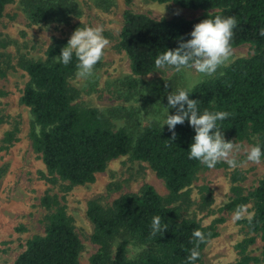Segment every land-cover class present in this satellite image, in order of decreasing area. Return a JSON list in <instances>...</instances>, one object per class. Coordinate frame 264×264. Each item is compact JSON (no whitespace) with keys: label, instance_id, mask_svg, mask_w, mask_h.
<instances>
[{"label":"trees","instance_id":"16d2710c","mask_svg":"<svg viewBox=\"0 0 264 264\" xmlns=\"http://www.w3.org/2000/svg\"><path fill=\"white\" fill-rule=\"evenodd\" d=\"M11 1L0 0V20ZM153 1L204 12L193 19H156L126 11L119 46L128 55L134 75L146 76L158 70L154 66L156 57L177 48L182 39H190V32L200 21L234 16L237 24L231 48L249 43L254 54L236 59L217 77L198 83L189 96L197 100L201 112L230 113L218 122L226 140L233 142L258 135L256 144L264 147V36L260 35L264 29V0ZM25 7L35 22L65 21L80 14L75 0H27ZM63 47L52 45L45 59L21 63L29 76L21 101L31 109L34 118L30 133L33 148L41 155L51 180L73 186L87 184L95 181L112 160L130 154L136 160L148 162L170 193L166 199L146 185L139 193L115 199L108 208L91 200L87 209L94 225L91 239L99 247L90 264H187L186 258L193 248L200 254L195 264L201 263L207 245L218 232L215 224L205 226L181 213L183 205L190 201L185 189L207 168L188 158L194 129L188 121L177 124L173 141L167 125L162 129L153 123L137 136L126 128L115 130L110 118L99 109L75 102L79 94L71 85L76 72L75 57L67 66L55 59ZM101 63L102 58L95 68ZM145 88L150 97L160 98L170 87L166 81H155ZM224 165L221 161L216 167ZM232 190L234 197L226 208L240 213L253 202V214L251 219L242 220L252 236L237 245L240 257L231 264H264V176L248 194L239 185ZM64 200L65 196L50 193L42 197L41 205L49 211L44 233L28 239L14 264H80L83 243L62 204ZM179 201L183 204L175 205ZM155 216L161 218L167 229L153 236L151 222ZM195 230L202 233L203 242L192 236ZM120 237L122 240L117 241ZM258 237L263 247L261 255L255 256L249 247ZM132 242L144 247L135 258L129 256Z\"/></svg>","mask_w":264,"mask_h":264},{"label":"rangeland","instance_id":"374dc122","mask_svg":"<svg viewBox=\"0 0 264 264\" xmlns=\"http://www.w3.org/2000/svg\"><path fill=\"white\" fill-rule=\"evenodd\" d=\"M26 1L12 0L0 20V264H14L28 239L44 233L49 211L41 205V199L47 193L65 196L62 204L83 243L80 264H90L99 247L91 239L94 225L87 214L91 200L108 208L115 199L139 193L146 185L154 187L166 199L169 190L148 162L136 160L130 154L112 160L93 182L74 186L61 180L53 182L41 155L33 148L30 133L34 118L31 109L21 101L29 76L21 63L45 59L52 45L66 46L79 27L102 30L108 45L101 65L87 80H77L75 75L71 79L72 87L79 92L75 102L99 109L110 118L115 130L126 128L137 136L148 125L159 124L158 117L165 111L164 106L168 107L171 91L187 88L191 80L200 77L192 70L177 73L171 68L158 69L146 76L134 75L128 55L119 46L126 11L156 19H193L204 10L153 0H75L79 15L65 21L35 22L26 10ZM231 49L233 62L254 54L249 43ZM227 67L203 81L217 77ZM155 81H166L170 87L160 98L150 97L146 92L147 83ZM174 109L169 107V113ZM258 140V135L234 140L230 158L238 166L232 169L222 161L223 167L204 168L185 189L190 201L183 205L182 215L195 218L205 226L215 224L218 232L207 245L203 261L197 264H231L240 257L237 245L252 236L242 220L252 216L253 202L240 213L227 209L226 205L234 197V185L248 194L264 176V159L255 163L246 158ZM120 240L122 237L117 241ZM262 247L258 237L249 251L260 256ZM143 251L144 247L132 242L129 256L135 258Z\"/></svg>","mask_w":264,"mask_h":264},{"label":"clouds","instance_id":"9594fccd","mask_svg":"<svg viewBox=\"0 0 264 264\" xmlns=\"http://www.w3.org/2000/svg\"><path fill=\"white\" fill-rule=\"evenodd\" d=\"M236 24L234 16L208 17L194 25L189 34L190 39H182L177 48L166 50L154 61L156 69L171 68L177 73L192 70L199 75L200 79L191 80L187 88H180L169 93L168 107L164 106L165 111L158 117V122L162 129L167 125L169 131L172 132L171 140L173 141L176 138L177 124L188 121L195 131L188 150V158L198 161L209 169L214 168L221 161L227 163L232 169L238 166L237 161L230 158L234 145L232 141L225 139L218 125V122L227 119L230 113L208 110L201 112L197 100L191 99L189 94L193 92L192 89L198 83L203 81V78L215 76L219 69L233 62L231 40ZM260 35L264 36V29H261ZM107 45L108 40L103 36L102 30L79 27L55 59L57 63L67 66L75 57V78L87 80L94 74V69L101 60ZM169 107L175 108L176 114H170ZM246 158L248 161L259 163L261 159H264V147L259 144L252 146ZM235 219H240V216L237 215ZM165 229L167 228L162 226L161 218L153 217L151 234L155 236L164 232ZM192 236L201 242L204 240L199 230H195ZM199 255L198 250L193 248L186 258L187 264H195Z\"/></svg>","mask_w":264,"mask_h":264}]
</instances>
